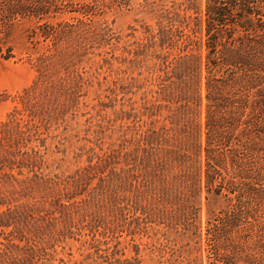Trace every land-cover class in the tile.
<instances>
[{
  "label": "rangeland",
  "instance_id": "obj_1",
  "mask_svg": "<svg viewBox=\"0 0 264 264\" xmlns=\"http://www.w3.org/2000/svg\"><path fill=\"white\" fill-rule=\"evenodd\" d=\"M28 1L29 19L0 29V124L18 106V147L39 155L18 197L6 198L15 207L0 229V264H207L205 244L165 220L178 203L134 182L143 162L177 148L163 146L171 133L161 128L185 121L189 213L203 203L205 0ZM39 74L61 87L50 127L32 126L17 105Z\"/></svg>",
  "mask_w": 264,
  "mask_h": 264
},
{
  "label": "trees",
  "instance_id": "obj_2",
  "mask_svg": "<svg viewBox=\"0 0 264 264\" xmlns=\"http://www.w3.org/2000/svg\"><path fill=\"white\" fill-rule=\"evenodd\" d=\"M164 1L167 0L159 3ZM30 12L28 0H0V17L4 19L0 29L23 25ZM205 36L203 203L200 199L196 204V215L189 213L187 186L184 187L185 121L181 127L161 128V133H171L168 139L163 138V146L177 144V148L166 151L156 166L143 162L134 182L137 188L165 198L166 204L178 203L165 220L182 229L184 237L205 244L207 264H264V0H205ZM1 58L7 57L0 49ZM181 58L186 64L192 55ZM185 72L187 77L189 68ZM40 74L18 96L17 103L31 121L38 120L32 126L39 128L43 119V126L50 127L57 98L54 93L61 89ZM1 95L0 103L6 100ZM188 102L182 106L184 111L189 110ZM15 107L7 121L0 124V229L10 226L12 218H8L15 207L6 198L18 197L16 187H21L32 172L27 164L39 155L34 148L18 147L24 133L16 116L21 110ZM36 132L32 130L31 135ZM182 146L185 149L180 155ZM173 179L181 184L180 192L167 189ZM101 183V188L109 187ZM4 187L13 189L4 191ZM172 197H178L175 203ZM156 210L160 212L161 208Z\"/></svg>",
  "mask_w": 264,
  "mask_h": 264
}]
</instances>
